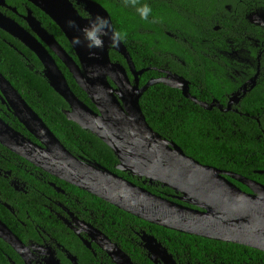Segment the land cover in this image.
I'll use <instances>...</instances> for the list:
<instances>
[{
    "label": "water",
    "instance_id": "1",
    "mask_svg": "<svg viewBox=\"0 0 264 264\" xmlns=\"http://www.w3.org/2000/svg\"><path fill=\"white\" fill-rule=\"evenodd\" d=\"M26 1L46 14L68 39L78 62L31 14L26 18L30 28L66 66L97 112L74 93L56 59L35 37L1 15L0 28L38 57L45 79L69 106L64 111L68 120L101 140L117 157L119 171L145 179L151 185L160 184L175 195L172 198L156 195L99 164L76 158L1 72L0 100L42 146L25 138L1 117L0 144L50 175L140 220L183 234L264 252V184L201 164L176 143L163 139L147 121L140 101L149 89L163 83L183 91L189 98L185 79L169 75L141 88L139 77L147 70L137 71L123 42L113 47L106 40L105 47L94 56L83 46H73V37L80 33L69 27L68 21H75L83 28L90 18L82 17L73 0ZM76 4L85 5L89 16H107L112 21L109 12L93 0H77ZM112 50L124 57L127 68L111 60ZM202 106L211 110L214 105ZM257 173L264 175V171ZM233 181L247 187L251 193L244 192ZM99 235V245L116 264H134L118 245L105 235ZM142 237L154 264H178L156 237L146 234ZM0 238L29 264L28 249L1 220Z\"/></svg>",
    "mask_w": 264,
    "mask_h": 264
},
{
    "label": "flooded vegetation",
    "instance_id": "2",
    "mask_svg": "<svg viewBox=\"0 0 264 264\" xmlns=\"http://www.w3.org/2000/svg\"><path fill=\"white\" fill-rule=\"evenodd\" d=\"M73 2L80 8L82 17L88 19L90 16L85 11V5H77V0ZM156 5L159 6H156L154 13H164L166 17L169 9L178 15L177 28L169 29L171 25L167 23L162 28L165 36L172 39L173 44L182 51L178 54L165 51L164 63L147 69L137 68L133 61L137 71L147 70L139 77L140 87L146 86L152 80L165 79L169 75L182 77L187 82L190 97H185L179 89L175 90L194 107L198 106L210 112L219 110L226 115L229 127L238 128L241 125L245 129L256 128L257 132L252 134L256 139L264 141V0H157ZM36 9L38 8L26 0H0V15L35 37L58 63L59 59L45 45L47 43L30 28L26 19L28 15L31 14L63 48L62 44L66 43L60 42L56 33L50 27L44 26ZM0 40L14 48L17 44H23L1 28ZM123 43L126 44L124 41ZM67 44H70L69 41ZM24 47L27 48L25 45ZM183 47L187 48L185 53ZM72 57L75 59L76 56ZM75 60L78 62L77 57ZM150 61L153 62L152 59ZM147 72H154L155 75H146ZM130 76L133 81V75ZM143 80H146L145 84ZM158 85L167 86L163 83ZM0 103V109L7 112L5 113L8 118L11 114L14 116L7 104L1 100ZM203 104L214 106L208 110ZM3 120L25 138L42 146L26 129L28 134ZM74 156L86 163L99 164L81 156ZM118 172L131 176L133 181L142 182L143 186L140 187L145 189L147 185L152 188L160 186L151 185L147 180L128 173ZM72 187L77 188L34 166L5 147L0 150V211L5 218L0 217V220L28 249L29 264H116L99 245V233L122 250L123 242L127 246L138 245L149 258L142 236L154 235L144 230L137 231L136 225L128 224L122 229L118 226L114 230V238L110 237L106 232L107 212L98 206L95 196L83 190L81 191L84 193L80 195ZM240 189L251 193L247 187L246 190ZM112 224L115 225L114 222ZM3 244L13 250L16 259L6 254ZM163 246L167 248L164 244ZM0 252L7 256L11 264H26L22 256L2 238ZM123 252L126 253L124 250ZM176 261L181 264L177 259Z\"/></svg>",
    "mask_w": 264,
    "mask_h": 264
},
{
    "label": "trees",
    "instance_id": "3",
    "mask_svg": "<svg viewBox=\"0 0 264 264\" xmlns=\"http://www.w3.org/2000/svg\"><path fill=\"white\" fill-rule=\"evenodd\" d=\"M93 1L101 4L111 15L113 24L127 34L124 45L137 68L147 69L156 65L160 66L164 63L165 51L181 53L182 49L180 50L176 44H173L172 39L165 36L162 28L165 23L171 25L168 27L169 29L177 28L178 15L170 12L169 9L167 10L169 15L166 17H164V13H154L156 6H159L156 5L157 0H137L136 6L125 5L124 0ZM144 3H147L152 9L148 21L141 20L136 12V7ZM76 8L82 15L80 8L78 6ZM36 11L44 26L50 27L60 42L66 43L62 45L67 52L75 57L73 48L67 44L66 37L57 25L42 11L38 9ZM13 42L15 43L14 40ZM186 49L185 47L184 53ZM110 54L113 62L121 63L127 67L123 56L113 50ZM58 65L74 93L97 112L96 107L77 85L66 66L60 60H58ZM0 72L74 155L99 163L127 180L143 186L142 182L133 181L131 176L116 170L119 161L101 140L68 120L64 113L69 109L67 102L52 89L45 79L43 65L38 57L23 44H17L14 48L0 40ZM147 74L155 75L154 72H147ZM145 82L146 80L143 84ZM141 105L152 129L159 133L163 139L176 143L186 155L203 165L232 172L264 184V175L257 173L264 171V141L256 139L252 134L254 131L257 132L256 128L254 130L245 129L241 125L238 128H231L226 123V115L219 110L210 112L198 106L194 107L192 103L182 97L178 90L164 85L149 89ZM5 112L0 109V116L3 119L15 129L27 133L28 130L13 114L8 118L7 112ZM0 150H4L1 145ZM233 183L245 189L238 182L233 181ZM72 188L80 195L84 193L78 188ZM146 188L165 198H172L175 195L174 191L161 185L154 188L147 185ZM94 200L98 206L103 208V211L107 212L106 232L110 237L114 238V230L118 226L122 229L128 224L136 225L137 231L144 230L154 235L181 264H256L260 262L264 264V252L246 246L217 242L168 230L140 220L99 198L95 197ZM0 217L5 219L1 211ZM121 244L134 263L153 264L146 256V252L138 245L127 246L125 242ZM3 245L7 251H5L6 254L16 259L13 250L9 246ZM0 264H11L7 256L1 252Z\"/></svg>",
    "mask_w": 264,
    "mask_h": 264
},
{
    "label": "clouds",
    "instance_id": "4",
    "mask_svg": "<svg viewBox=\"0 0 264 264\" xmlns=\"http://www.w3.org/2000/svg\"><path fill=\"white\" fill-rule=\"evenodd\" d=\"M125 5H137V0H124ZM136 12L141 20L148 21L152 13L151 7L144 3L136 7ZM71 28H76L80 33L73 37L74 47H85L91 56H94L98 50L105 47L106 40L113 47H119L121 42L126 39L127 34L118 29L107 16H90L88 23L83 28L76 25L75 21H68ZM127 68V67H126ZM134 82V80H133Z\"/></svg>",
    "mask_w": 264,
    "mask_h": 264
}]
</instances>
